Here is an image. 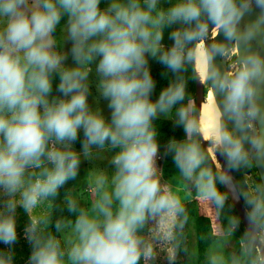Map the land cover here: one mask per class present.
<instances>
[{
	"label": "clouds",
	"instance_id": "clouds-1",
	"mask_svg": "<svg viewBox=\"0 0 264 264\" xmlns=\"http://www.w3.org/2000/svg\"><path fill=\"white\" fill-rule=\"evenodd\" d=\"M159 0H112L101 10V0H0V186L13 192L22 182L25 168L38 166L41 157L53 165L43 179L25 192L31 205L41 196L55 194L76 175L78 156L72 151L48 149L49 141L72 142L83 131L87 152L90 145L106 142L120 151L113 158L116 167L114 197L119 210L113 214L107 196L99 205L103 219L81 214L76 221L80 243L72 249L76 264H138L140 241L137 227L145 213L162 209L180 210L179 201L162 193L156 175L158 145L152 121L184 99L182 79L162 90L153 102L154 81L148 58H157L173 73L182 70L188 59H197L204 74L215 52L205 47L209 24L222 30L227 41L244 43L251 32L238 34V24L246 8L241 0H179L167 11L157 8ZM264 4V0H258ZM69 18L68 38L75 67H64L66 56L54 51L53 33L61 17ZM181 24L171 34L173 45L162 51L163 29ZM188 45H192L191 48ZM93 61L99 90L108 101V122L88 105V76ZM238 67L226 75L213 73L222 94L223 115L243 133L259 115L255 84L264 79V57L246 51ZM59 76L57 90L62 98L48 99L52 79ZM186 121V109L178 112ZM214 146L226 159L228 168L248 161L243 140L230 131L221 113H216ZM187 129L194 125L186 124ZM257 150L264 149V135L251 137ZM174 160L183 175L194 178L202 194L222 204L224 197L215 189V176L204 163L198 143L172 144ZM199 170V171H197ZM225 181L224 175H219ZM250 221L264 230V200H250ZM9 203V212L13 209ZM16 240L11 215H0V242ZM33 264H60L57 244L36 242ZM3 264V262H0Z\"/></svg>",
	"mask_w": 264,
	"mask_h": 264
},
{
	"label": "rangeland",
	"instance_id": "rangeland-1",
	"mask_svg": "<svg viewBox=\"0 0 264 264\" xmlns=\"http://www.w3.org/2000/svg\"><path fill=\"white\" fill-rule=\"evenodd\" d=\"M257 1V0H251ZM250 1V2H251ZM29 6L33 0H28ZM112 0H101L99 5L101 10L109 6ZM179 0H159L157 8L167 11L170 7L178 3ZM249 2V3H250ZM69 18L63 15L56 30L53 33L55 41L54 51L66 56L63 66L75 67L71 56L72 43L68 38ZM182 28V25L172 24L163 29V39L161 41L162 51H167L172 45L173 40L171 34ZM205 38L208 43L213 44L210 36ZM236 54L225 52L223 54L226 60L228 73H232L238 65L235 61ZM98 61H93L89 66L91 71L88 76V105L93 112L99 113L106 122L110 120V109L108 101L104 99L99 90L100 77L96 72V64ZM157 58H148V69L159 63ZM170 110L161 114L159 118H169ZM251 124L255 122L250 121ZM192 143L191 140H181L158 146L157 155L155 158L156 175L159 185H164L168 191V195L179 201V204L189 201L193 198H203L200 188L197 186L194 178L189 179L183 175L180 168L174 160L175 152L170 149L172 144ZM55 148L60 151L75 152L79 159V169L81 173L80 181L77 187L73 188L66 202H78L84 214L89 218H97L102 220L103 214L99 210V205L104 203V198L107 196L111 199V204L107 205L109 210L115 214L119 210V201L114 197V177L116 176V167L112 163L115 155L120 151L119 148L112 147L109 143L103 146L90 145L87 152L84 147L76 148L74 141L72 142H56L54 139L49 142V150ZM33 166L25 168L21 184L13 192H9L3 186H0V215H11L16 231V240L12 244H4L0 242V257H7L3 264H33L31 259L35 249L36 242L40 244L45 242L41 236L42 218L48 213L49 200L48 196H41L36 199V202L31 205L25 203V192H27V173ZM199 171V170H197ZM245 183L248 190L257 200H263L259 192V185L256 180V174L250 170L244 173ZM37 182V181H36ZM35 182V183H36ZM34 183V184H35ZM11 203L14 207L9 212L8 205ZM176 219L175 210H167L158 217L149 218L145 213L143 222L137 227L136 236L143 246V264H172L173 254L170 245L171 231ZM31 221V223H28ZM76 224L68 222L60 231L58 237L53 238V242L57 244L60 264H76L71 258L72 249L79 243V233L75 227ZM260 241L263 242L264 230L260 229ZM139 244V246H140ZM231 242H228L224 247L215 246L208 252L209 264H236L230 258ZM2 260V259H1ZM2 262V261H0ZM192 264H197L193 260Z\"/></svg>",
	"mask_w": 264,
	"mask_h": 264
},
{
	"label": "trees",
	"instance_id": "trees-1",
	"mask_svg": "<svg viewBox=\"0 0 264 264\" xmlns=\"http://www.w3.org/2000/svg\"><path fill=\"white\" fill-rule=\"evenodd\" d=\"M247 0H241L244 3ZM212 24H209V26ZM208 26V27H209ZM182 27H184L182 25ZM204 41L208 40L204 37ZM189 48L192 45H188ZM150 75L154 81V89L151 94V100L154 102L160 95L161 91L166 89L170 84L176 83L178 78L182 79L185 87L184 99L175 104L169 113V118L156 117L152 121V127L155 130V139L158 146L162 147L167 144L181 141L191 140L192 143H198L201 151L204 153V163L201 167L209 168L214 174L215 189L224 197L222 204H217L213 199L206 196L203 198H193L189 201L179 204L180 210H175L176 219L171 231V248L173 254L172 264H192L193 260L197 264H209L208 252L215 246L224 247L231 242L230 258L236 264H261L260 255L256 244L251 239L245 228L243 227L239 216L231 203L227 193L221 185L219 175L215 164L213 163L206 148L201 142V135L197 128L196 118V102H195V82L196 70L194 59L185 61L182 70L173 73L166 65L159 62L149 69ZM59 84V76L54 75L52 79V92L48 99L53 97L62 98L61 93L57 90ZM205 91L203 90V94ZM186 109L187 117L185 122H181L178 112L180 109ZM191 122L194 127L187 129L186 124ZM225 122V121H224ZM227 128L231 131L227 123ZM86 141L83 131H79L77 139L74 141L76 148H81ZM50 142V141H49ZM49 149V144H48ZM53 165L46 157H41L38 166H33L27 173V191L37 180L43 179L42 173L45 169H52ZM250 170L256 174V180L259 185V192L262 199V188L256 168L250 157L245 164H241L237 168H231L239 187L241 189L242 202L248 214L252 211L250 200H257L245 183L244 173ZM81 178L79 163L76 175L68 179L61 185L53 195H48L49 210L42 218L41 236L46 243L53 238L58 237L61 229L68 223L76 224L78 217L84 214L81 205L73 201L66 202V197L70 191L77 187ZM162 193L168 194L164 185H160ZM168 209H162L157 213L146 212L147 217L155 218L166 212ZM31 223V221H28ZM140 258L138 264H143V246L140 244ZM2 259V260H1ZM7 257L1 256L0 261L6 262Z\"/></svg>",
	"mask_w": 264,
	"mask_h": 264
},
{
	"label": "water",
	"instance_id": "water-1",
	"mask_svg": "<svg viewBox=\"0 0 264 264\" xmlns=\"http://www.w3.org/2000/svg\"><path fill=\"white\" fill-rule=\"evenodd\" d=\"M247 0L242 4L246 5V8L243 10V15L239 21L237 26L238 34H243L246 32H251V35L247 40L237 45L236 41H227L224 37V33L222 30H218L214 36H211V32L214 25H210L208 27L206 35L212 39L213 44L204 41L205 47L211 50L214 46H220L223 50L220 52H215L212 55L211 61L208 65L207 72V83L212 93L214 102L221 113V118L227 123L231 131L237 136H245L243 140L244 148L248 152V156L252 160L255 165L256 172L259 176L264 200V149L257 150L253 148L250 143V139L256 135H264V79H261L256 82L255 87L257 90L256 95V104L259 108L258 117L253 120L255 123L251 124L250 127L245 129L243 133L239 129H237L233 123V121L229 120L226 116L223 115V107H222V94L217 90L216 84L212 77L213 73H217L221 76L228 75L226 60L223 57L225 52H230L232 46L234 45L236 48V56L235 61H237L242 53L246 51H251L252 53L259 54L261 57H264V4H261L257 1ZM250 2V3H249ZM195 61V60H194ZM238 65V64H237ZM196 70V68H195ZM204 87L200 82V79L196 72V82H195V102H196V118L197 125L199 123V117L201 113V103L204 99L203 94ZM198 130V128H197ZM199 132V130H198ZM200 133V132H199ZM201 135V133H200ZM201 142L203 146L206 148L208 152V147L213 145L212 140H206L201 135ZM210 155V153L208 152ZM215 167L217 169L218 175H224L226 177L225 181H221V185L223 186L225 192L227 193L231 203L233 204L239 219L251 237V239L256 244L260 255L261 264H264V237L263 242L260 241V229L254 226V224L250 221L248 211L243 205L242 202V192L239 187V184L233 175L230 168L227 167L226 159L221 154L219 148H216L214 151L215 160L210 155Z\"/></svg>",
	"mask_w": 264,
	"mask_h": 264
},
{
	"label": "bare ground",
	"instance_id": "bare-ground-1",
	"mask_svg": "<svg viewBox=\"0 0 264 264\" xmlns=\"http://www.w3.org/2000/svg\"><path fill=\"white\" fill-rule=\"evenodd\" d=\"M217 32V28L214 27L212 32H211V36H214ZM232 54H236V48L233 45L232 49L230 51ZM195 60V68H196V72L197 75L200 79V82L202 83V86L204 87V99L201 103V113H200V117H199V123H198V130L201 133L202 137L206 140H212L211 139V134L213 133V131L215 130V124H216V113L219 111L212 93L210 91V88L208 86L207 83V77L204 74V69L201 67L200 62L197 59ZM213 141V140H212ZM217 147L214 146V142L213 145L208 147V152L210 153V155L212 156V158L215 160L214 157V151Z\"/></svg>",
	"mask_w": 264,
	"mask_h": 264
},
{
	"label": "crops",
	"instance_id": "crops-1",
	"mask_svg": "<svg viewBox=\"0 0 264 264\" xmlns=\"http://www.w3.org/2000/svg\"><path fill=\"white\" fill-rule=\"evenodd\" d=\"M169 113V112H168ZM161 114H163V113H161ZM170 117V116H169ZM164 118V117H163ZM168 118V117H167Z\"/></svg>",
	"mask_w": 264,
	"mask_h": 264
}]
</instances>
